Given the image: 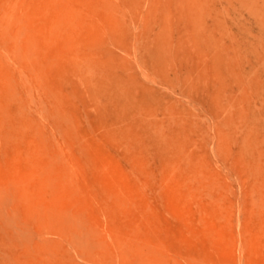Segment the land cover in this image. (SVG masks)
I'll list each match as a JSON object with an SVG mask.
<instances>
[{
  "label": "rangeland",
  "instance_id": "1",
  "mask_svg": "<svg viewBox=\"0 0 264 264\" xmlns=\"http://www.w3.org/2000/svg\"><path fill=\"white\" fill-rule=\"evenodd\" d=\"M0 177V264H264V0H0Z\"/></svg>",
  "mask_w": 264,
  "mask_h": 264
},
{
  "label": "bare ground",
  "instance_id": "2",
  "mask_svg": "<svg viewBox=\"0 0 264 264\" xmlns=\"http://www.w3.org/2000/svg\"><path fill=\"white\" fill-rule=\"evenodd\" d=\"M21 53H22V52H21ZM4 84H5V89H4V91L6 90L7 92H6V91H5V92H6V93H9V91H10V86L8 85V83H7L6 80H4ZM7 95H8V94H7ZM60 166H61V165H60ZM60 166H59V168H56L57 170L54 172L53 175L49 173V174H50V175H49L50 177H54V179L56 178L55 181H57V186H59V185H58L59 182H60V183H59L60 186H62L61 184H62V183H65V181H66L65 179L69 178V176H70L69 168H66V166H64V165H62V167H60ZM34 169H35V168H34ZM37 169H38V168H37ZM39 169H40V168H39ZM26 170H27V169H26ZM28 171H29V170H28ZM31 171H33V168H32ZM39 171H44V170L41 169V170H39ZM39 171H37V172H39ZM7 172H8V171H7ZM7 172H4V174L7 173ZM18 172H19V174L21 173L20 171H18ZM18 172H17V174H18ZM23 172H24V171H23ZM37 172H36V173H37ZM49 172H50V171H49ZM8 173H9V172H8ZM11 173H12V172H11ZM26 173H27V172L25 171L24 175H27ZM46 173H48V172L46 171V172L42 173V177H43V176L46 177V175H48V174H46ZM12 174H16V173L13 172ZM12 174H11V175H12ZM19 174H18V175H19ZM33 174L35 175V173H33ZM37 174H38V173H37ZM43 174H44V175H43ZM45 174H46V175H45ZM5 175H6V174H5ZM8 175H10V174H8ZM11 175H10V176H11ZM20 175H21V174H20ZM51 175H52V176H51ZM72 175H73V174H72V172H71V176H72ZM3 176H4V175H3ZM30 176H31V175H30ZM37 176H38V175H37ZM37 176H36V177H37ZM49 176H48V177H49ZM12 177H13V176H12ZM12 177H11V178H12ZM39 177H40V176H39ZM2 178H3V177H0V180H1ZM11 178L8 179L9 182L11 181ZM17 178H18V177L16 176V179H17ZM19 178H21V177H19ZM22 178H23V177H22ZM27 178H28V177H27ZM32 178H33V177H32ZM3 179H4V178H3ZM51 179H52V178H51ZM5 180H6V179H5ZM5 180H2V182L5 181ZM19 180H20V179H19ZM19 180H18V181H19ZM21 180H22V179H21ZM28 180H29V179H28ZM30 180H33V179L30 178ZM36 180L38 181L39 178H38V179L36 178ZM36 180H35V181H36ZM58 180H59V181H58ZM69 180L71 181V179H69ZM14 181H15V179H14ZM14 181L12 180L11 182H14ZM37 181H36V182H37ZM41 181H43V178L41 179ZM41 181H40V182H41ZM0 182H1V181H0ZM6 182H7V181H5L4 183H6ZM36 182H35V183H36ZM68 182H69V181H68ZM17 183H19V182H17ZM1 184H2V183H1ZM8 185H9V184H7V186H8ZM36 185H37V184H36ZM66 185H67V184H66ZM69 185H70V183H69ZM5 186H6V184H5ZM16 186H17V185H16ZM16 186H15V187H16ZM20 186H21V185H20ZM41 186H42V185H41ZM63 186H65V185L63 184ZM67 186H68V185H67ZM67 186H66V187H67ZM3 187H4V185H3ZM44 187H45V186H44ZM5 188H6V187H5ZM8 189H9V187H8ZM43 189H44V188H43ZM43 189H42V190H43ZM45 189H46V188H45ZM69 189H70V187H69ZM69 189H68V190H69ZM48 190H49V189H48ZM48 190H47V191H48ZM50 190H51V189H50ZM4 191H6V190L4 189ZM38 191H39V190H38ZM58 191H59V190H58ZM70 191H71V190H69L68 192H70ZM18 192H20V191H18ZM27 192H28V191H27ZM39 192H41V190H40ZM39 192H38V193H39ZM48 192H49V191H48ZM59 192H60V191H59ZM63 192H64V189H63ZM72 192H74V190H73ZM72 192H71V193H72ZM12 193H13V192H12ZM38 193H37V194H38ZM66 193H67V191H66ZM25 194H26V193H25ZM39 194H40V193H39ZM50 194H51V193H50ZM1 195H2V194H1ZM7 195H10V194H7ZM16 195H17V194H16ZM32 195H33V194H32ZM40 195H42V194H40ZM68 195H69V193H68ZM26 196H27V195H26ZM46 196H47V195H46ZM51 196H52V194H51ZM51 196H50V197H51ZM57 196H58V195H57ZM57 196H56V197H57ZM59 196H60V195H59ZM10 197H11V196H10ZM1 198H2V197H1ZM17 198H18V196H17ZM26 198H27V197H26ZM51 198H52V197H51ZM60 198H61V197H60ZM70 198H71V196H70ZM18 199H19V198H18ZM29 199H30V198H29ZM43 199H44V198H43ZM57 199H58V197H57ZM0 200H1V199H0ZM9 200H10V198H9ZM12 200H13V199H12ZM26 200H27V199H26ZM26 200H24V201H26ZM46 200H47V199H46ZM49 200H50V198H49ZM49 200H48V201H49ZM29 201H31V200H29ZM40 201H42V200H40ZM17 202H18V201H17ZM20 202H21V201H20ZM9 203H10V202H9ZM40 203H41V202H40ZM52 203H53V202H52ZM59 203H60V202H59ZM28 205H29V203H28ZM31 205L33 206V203H31ZM54 206H55V203H54ZM41 207H42V206H41ZM60 208H61V207H60ZM21 209H23V208H21ZM30 209H31V208H30ZM48 209H49V208H48ZM57 209H59V207H58ZM53 210H54V208H53ZM61 210H62V209H61ZM22 211H24V210H22ZM27 212H28V211H27ZM39 212H40V211H39ZM54 212H55V211H54ZM25 214H26V213H25ZM28 214H29V213H28ZM32 214H33V213H32ZM41 214H42V212H41ZM29 215H30V214H29ZM29 215H28V216H29ZM60 216H61V214H60ZM12 218H13V217H12ZM49 218H50V216H49ZM59 218H60V217H59ZM61 218H62V217H61ZM28 219H29V218H28ZM34 219H35V218H34ZM42 219H43V218H42ZM55 219H56V217H55ZM49 220H50V219H49ZM57 220H58V219H57ZM65 220H66V219H65ZM38 221H40V220H38ZM53 222H55V221H53ZM55 223H56V222H55ZM36 224H37V223H36ZM53 225H54V224H53ZM56 225H57V224H56ZM36 226H37V225H36ZM57 226H58V225H57ZM75 226H76V225H75ZM78 226H79V225H78ZM11 227H12V226H11ZM65 227H66V225H65ZM65 227H64V228H65ZM81 227H82V226H81ZM69 228H70V227H69ZM85 228H86V227H85ZM13 229H14V228H13ZM15 229H16V228H15ZM42 229H43V228H42ZM83 229H84V228H83ZM40 230H41V229H40ZM45 230H46V229H45ZM48 230H49V229H48ZM57 230H58V229H57ZM51 231H52V230H51ZM68 231H69V230H68ZM71 231H72V230H71ZM71 231H70V232H71ZM76 231H77V230H76ZM78 231H79V230H78ZM81 231H82V229H81ZM81 231H80V232H81ZM45 232H46V231H45ZM55 232H56V231H55ZM131 232H132V231H131ZM62 233H63V232H62ZM72 233H73V232H72ZM74 233H76V232H74ZM133 233H134V232H133ZM137 233H138V232H137ZM28 234H29V233H28ZM34 234H35V233H34ZM36 234H37V233H36ZM81 234H83V233L81 232ZM38 235H39V234H38ZM56 235H57V234H56ZM75 235H76V234H75ZM77 235H78V234H77ZM88 235H89V234H88ZM90 235H91V234H90ZM32 236H33V235H32ZM43 236H45V235L43 234ZM65 236H66V235H65ZM68 236H69V235H68ZM79 236H80V234H79ZM33 237H34V236H33ZM46 237H47V236H46ZM116 237H117V236H116ZM64 238H65V237H64ZM67 238H68V237H67ZM117 238H118V237H117ZM34 239H35V238H34ZM34 239H31V240H33V241H32L33 243H34ZM40 239H41V238H40ZM50 239H52V238H50ZM68 239H69V238H68ZM84 239H85V238H84ZM90 239H91V238H90ZM99 239H100V238H99ZM102 239H103V238H102ZM102 239H101V240H102ZM35 240H36V239H35ZM53 240H54V239H53ZM91 240H92V239H91ZM101 240H100V241H101ZM65 241H66V240H65ZM100 241H98V242H100ZM52 242H53V241H52ZM67 242H68V241H67ZM81 242H82V241H81ZM33 243H32V244H33ZM54 243H55V242H54ZM68 243H69V242H68ZM71 243H72V242H71ZM82 243H83V242H82ZM52 244H53V243H52ZM69 244H70V243H69ZM88 244H89V243H88ZM119 244H120V243H119ZM153 244H154V243H153ZM40 245H41V244H40ZM45 245H46V244H45ZM53 245H54V244H53ZM66 245H67V244H66ZM74 245H75V244H74ZM89 245H90V244H89ZM48 246H49V245H48ZM67 246H68V245H67ZM69 246H71V245H69ZM69 246H68V247H69ZM82 246H83V245H82ZM104 246H105V245H104ZM111 246H112V245H111ZM113 246H114V245H113ZM142 246H143V245H142ZM142 246H141V247H142ZM27 247H28V246H27ZM118 247H119V246H118ZM39 248H40V247H39ZM41 248H42V247H41ZM47 248H48V247H47ZM74 248H75V247H74ZM34 249H36V248H34ZM84 249H85V247H84ZM122 249H123V248H122ZM46 250H47V249H46ZM32 251H33V250H32ZM65 251H67V250H65ZM75 251H76V250H75ZM85 251H86V250H85ZM97 251H98V250H97ZM166 251H167V249H166ZM27 252H28V251H27ZM45 252H46V251H45ZM72 252H73V251H72ZM76 252H77V251H76ZM76 252H75V253H76ZM86 252H87V251H86ZM86 252H85V253H86ZM88 252H89V251H88ZM92 252H93V251H92ZM122 252H123V251H122ZM125 252H126V251H125ZM34 253H36V252H34ZM68 253H69V252H68ZM110 253H112V252H110ZM163 253H164V252H163ZM163 253H162V255H163ZM141 255H143V252H142ZM145 256H146V255H145ZM158 257H159V256H158ZM143 258H144V257H143ZM154 261H155V260H154ZM163 262H164V261H163ZM146 264H147V263H146ZM152 264H153V263H152Z\"/></svg>",
  "mask_w": 264,
  "mask_h": 264
}]
</instances>
